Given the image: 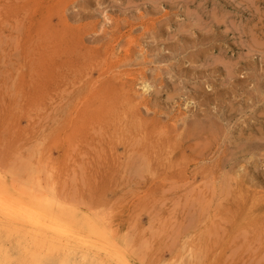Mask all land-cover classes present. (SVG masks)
I'll return each instance as SVG.
<instances>
[{
  "label": "rangeland",
  "instance_id": "obj_1",
  "mask_svg": "<svg viewBox=\"0 0 264 264\" xmlns=\"http://www.w3.org/2000/svg\"><path fill=\"white\" fill-rule=\"evenodd\" d=\"M263 140L264 0H0V172L132 264H264Z\"/></svg>",
  "mask_w": 264,
  "mask_h": 264
},
{
  "label": "bare ground",
  "instance_id": "obj_2",
  "mask_svg": "<svg viewBox=\"0 0 264 264\" xmlns=\"http://www.w3.org/2000/svg\"><path fill=\"white\" fill-rule=\"evenodd\" d=\"M43 174L29 171L26 182L14 186L0 172V264L134 263L107 219L67 202L54 176Z\"/></svg>",
  "mask_w": 264,
  "mask_h": 264
}]
</instances>
